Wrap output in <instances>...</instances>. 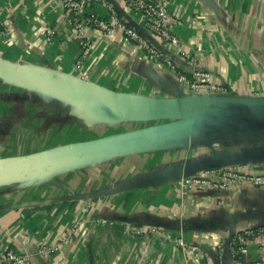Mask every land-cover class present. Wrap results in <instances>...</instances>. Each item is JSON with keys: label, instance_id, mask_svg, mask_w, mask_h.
<instances>
[{"label": "crops", "instance_id": "0c3cea01", "mask_svg": "<svg viewBox=\"0 0 264 264\" xmlns=\"http://www.w3.org/2000/svg\"><path fill=\"white\" fill-rule=\"evenodd\" d=\"M108 2L149 37L119 0ZM59 3L0 0V59L35 77L69 76L132 97L191 96L177 77L190 78L195 69L210 72L224 96L264 97V4L258 0H170L179 46L158 45L159 62L118 34L87 30L93 49L78 70L80 44ZM90 11L103 14L99 6ZM75 110L88 113L83 126L59 122L63 112L78 116ZM92 112L0 71V258L10 251L32 264H235L219 248L235 232L264 227V185L182 188L178 177L204 160L247 152L258 155L228 167L264 177V107L213 104L189 130H166L173 123L162 120L94 118ZM103 126L102 136L80 137ZM158 131L124 151L82 158L99 152L88 145L102 139ZM74 156L82 159L28 168ZM180 238L199 250H182ZM261 252L264 235L249 245L245 259Z\"/></svg>", "mask_w": 264, "mask_h": 264}, {"label": "built area", "instance_id": "2783aa9c", "mask_svg": "<svg viewBox=\"0 0 264 264\" xmlns=\"http://www.w3.org/2000/svg\"><path fill=\"white\" fill-rule=\"evenodd\" d=\"M122 7L131 15L139 18L144 27V31L151 39L145 38L142 34L131 27L118 13L117 9L108 0H60L62 20L70 28L72 35L80 44V53L75 59L74 68L80 69L82 65L91 57L92 45L86 37L87 30L99 31L102 34L112 36L118 34L122 39L136 45L142 52L145 59L151 62H159L163 58L159 45L165 49L177 48L178 38L173 30L178 24L177 20L169 13L170 0H119ZM99 6L103 14L97 15L90 10ZM4 33L0 31V35ZM54 31L49 33L52 37ZM50 37V38H51ZM48 38V41L50 40ZM181 55L185 54L181 52ZM184 57L194 58L185 55ZM169 63V62H168ZM178 82L187 87L190 95H213L224 96L226 89L224 86L213 82L212 75L208 71L195 69L190 78L180 74ZM247 183L253 186L264 185V177L248 173L243 168L233 169L224 166L213 168L199 173L181 177L179 184L182 188L201 189L212 186L219 190H227L231 187ZM264 235V227L247 229L233 233L229 244V254L235 264H264V252L256 260L247 261L249 245L255 243L260 236ZM177 245L186 251H198V247L188 246L182 238L177 240ZM225 247L219 248L223 252ZM0 264H32L29 256L20 253L6 252L0 258Z\"/></svg>", "mask_w": 264, "mask_h": 264}, {"label": "water", "instance_id": "95a60500", "mask_svg": "<svg viewBox=\"0 0 264 264\" xmlns=\"http://www.w3.org/2000/svg\"><path fill=\"white\" fill-rule=\"evenodd\" d=\"M264 1V0H262ZM148 39H151L148 37ZM0 71L8 73L11 77L20 78L30 87L50 94L65 97L84 103L91 108L98 117L108 120L131 118L137 120H165L174 121L166 130H189L200 117L202 111L213 104L240 105L248 107H264V97H238V96H213L191 95L177 99H154L132 97L105 89L83 79L58 75L52 78H39L14 64H9L0 59ZM164 132V130H162ZM161 134V131L138 136H128L113 139H102L89 147L101 148L99 152L86 154L84 157L99 156L102 154L117 153L129 148L135 141L145 140ZM258 155V152L221 156L216 160H204L188 170L197 173L213 168L242 163ZM79 156L69 157L56 163H41L28 167L42 169L47 166L60 167L68 162L81 160ZM192 173V174H193ZM184 173L178 178L192 175ZM229 241L225 243V251L229 252Z\"/></svg>", "mask_w": 264, "mask_h": 264}, {"label": "rangeland", "instance_id": "374dc122", "mask_svg": "<svg viewBox=\"0 0 264 264\" xmlns=\"http://www.w3.org/2000/svg\"><path fill=\"white\" fill-rule=\"evenodd\" d=\"M259 2H261L262 4H264V1H262V0H258ZM81 110H83V109H81ZM81 110H79L80 112H78V111H76V112H78L77 113V115L78 116H76L75 118L74 117H72V116H67V113H62L65 117H70V118H66V120L65 121H63L64 120V116H62V119L63 120H60L59 122L61 123V122H65L64 124H68V122H69V124L71 123H75V124H78V125H81V126H83L84 125V123H85V117H87L86 115L88 114V113H86V114H84V111L82 112ZM92 114V117H94L95 118V116H96V114H95V112H92L91 113ZM81 115V116H80ZM80 116V117H79ZM68 121V122H67ZM163 121V120H162ZM165 121V120H164ZM67 122V123H66ZM167 122H174V121H167ZM59 123V124H60ZM70 124V125H71ZM109 124V123H108ZM65 127V126H64ZM108 128V127H107ZM115 128V127H114ZM117 129L116 130H119V128L118 127H116ZM62 129H64V128H62ZM91 129V128H90ZM93 129V128H92ZM43 130H48V128L47 127H45V128H43ZM59 130V129H58ZM96 130V129H95ZM110 130H108V132H109ZM55 132V131H54ZM30 133H32V132H30ZM105 133H107L106 131H105V126H103L102 128H100V132L98 131V132H94L93 130L92 131H87L85 134H81V138H95V137H97V136H102V135H104ZM45 135V133L44 132H42V135ZM77 136V135H76ZM73 137V136H72ZM77 138V137H76ZM75 138V139H76ZM72 139V138H71ZM70 140V139H69ZM23 152H25V148H23Z\"/></svg>", "mask_w": 264, "mask_h": 264}]
</instances>
